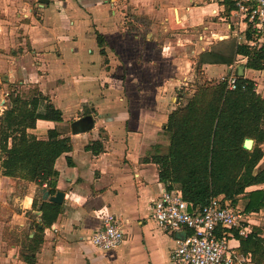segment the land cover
<instances>
[{
  "label": "crops",
  "instance_id": "crops-1",
  "mask_svg": "<svg viewBox=\"0 0 264 264\" xmlns=\"http://www.w3.org/2000/svg\"><path fill=\"white\" fill-rule=\"evenodd\" d=\"M254 36L233 0H0L2 109L10 105L6 95L18 94L15 87L34 90L61 110L62 120L37 118L26 131L45 138L54 128L71 140V150L55 160L52 187L0 171V264H27L21 254L31 253L42 204L57 191L60 211L43 226L33 264H173L171 250L186 230H163L149 217L166 188L158 164L145 160L147 150L168 143L162 135L168 114L201 82L199 66L211 82L226 84L222 78L231 72L251 79L264 98V68L247 67L235 53L240 43L252 48ZM93 141L102 151L85 148ZM261 149L259 166L264 142ZM247 201L240 197L234 205L242 226L248 233L261 229L264 238V207L245 212ZM109 213L122 221L124 234L116 248L102 250L90 235ZM229 244L244 264H258L240 251L237 237Z\"/></svg>",
  "mask_w": 264,
  "mask_h": 264
},
{
  "label": "trees",
  "instance_id": "trees-1",
  "mask_svg": "<svg viewBox=\"0 0 264 264\" xmlns=\"http://www.w3.org/2000/svg\"><path fill=\"white\" fill-rule=\"evenodd\" d=\"M235 53L246 57L247 67L264 68V46L249 48L240 43ZM198 68L201 82L195 83V90L182 106L168 114L162 131L168 143L153 144L145 160L158 164L159 180L168 190L176 184L192 210L219 196L233 207L238 198H247L244 211H258L264 207V187L246 188L264 183V165H258L263 156L264 98L253 89L251 79L239 76L237 86L229 89L224 82L203 79ZM9 100L0 119L1 173L54 186L58 174L55 160L71 150L70 137L59 136L53 128L45 138H37L26 129L33 127L37 118L61 121V110L40 94H32L29 100L11 94ZM246 138L254 140L249 148L243 144ZM85 148L93 153L102 151L98 141ZM59 211L57 203L42 204L43 224L35 226L31 253L21 254L27 264L34 263L43 226L54 221ZM238 230L230 229L240 240V251L251 252L255 262L264 264V238L257 235L261 229L252 227L246 235Z\"/></svg>",
  "mask_w": 264,
  "mask_h": 264
},
{
  "label": "built area",
  "instance_id": "built-area-1",
  "mask_svg": "<svg viewBox=\"0 0 264 264\" xmlns=\"http://www.w3.org/2000/svg\"><path fill=\"white\" fill-rule=\"evenodd\" d=\"M238 15L252 24L255 36L251 47L264 46V0H234ZM229 89H234L237 76L231 72L222 78ZM149 217L166 231L186 230L176 239L171 250L173 264H244V256L236 254L229 244L230 229L239 227L246 235L243 219L228 200L212 197L198 209H190L180 189H164L152 201ZM122 221L106 214L101 225L90 235V242L102 250L116 248L123 239Z\"/></svg>",
  "mask_w": 264,
  "mask_h": 264
},
{
  "label": "water",
  "instance_id": "water-1",
  "mask_svg": "<svg viewBox=\"0 0 264 264\" xmlns=\"http://www.w3.org/2000/svg\"><path fill=\"white\" fill-rule=\"evenodd\" d=\"M91 120L92 119L89 115H86L81 119V121H84L88 124L87 126L86 125L84 126L85 128H87L89 126V124L91 123ZM79 123H80V121H78V120L74 121L72 124L73 128L79 127L80 126ZM251 143H252L251 138H246L243 142L244 146L247 148H249L251 146ZM42 190H43L42 198L45 199L48 197L49 192L47 191V189H44V188ZM62 197H63V192L57 191L54 195L49 196V200L56 202V203H60L62 200Z\"/></svg>",
  "mask_w": 264,
  "mask_h": 264
},
{
  "label": "rangeland",
  "instance_id": "rangeland-1",
  "mask_svg": "<svg viewBox=\"0 0 264 264\" xmlns=\"http://www.w3.org/2000/svg\"><path fill=\"white\" fill-rule=\"evenodd\" d=\"M193 33H195V31H193ZM10 91V90H9ZM32 91H34V90H24V87H21V86H17V87H15V90H13V91H11V92H15V93H18V95H21L22 97L24 96L25 98H27V97H29L30 95H31V92ZM188 91V90H187ZM12 96H14V95H12ZM181 96H182V98H185L184 96H183V94H181ZM9 95H6V100H5V103H7L8 104V102H10V101H7V100H9ZM1 102H0V115H1V117L3 116L2 114L4 113V110L6 109L5 107H3V109H2V106H1Z\"/></svg>",
  "mask_w": 264,
  "mask_h": 264
},
{
  "label": "bare ground",
  "instance_id": "bare-ground-1",
  "mask_svg": "<svg viewBox=\"0 0 264 264\" xmlns=\"http://www.w3.org/2000/svg\"><path fill=\"white\" fill-rule=\"evenodd\" d=\"M223 37V36H222ZM81 122V121H80ZM83 122V126H87L88 124L86 123V122H84V121H82Z\"/></svg>",
  "mask_w": 264,
  "mask_h": 264
}]
</instances>
